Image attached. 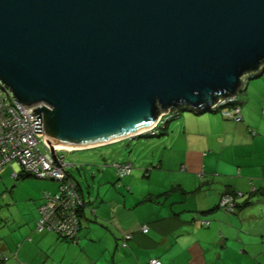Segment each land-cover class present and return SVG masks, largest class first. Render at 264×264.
Returning <instances> with one entry per match:
<instances>
[{
	"label": "water",
	"instance_id": "95a60500",
	"mask_svg": "<svg viewBox=\"0 0 264 264\" xmlns=\"http://www.w3.org/2000/svg\"><path fill=\"white\" fill-rule=\"evenodd\" d=\"M264 67V0H0V81L55 149L213 114Z\"/></svg>",
	"mask_w": 264,
	"mask_h": 264
},
{
	"label": "crops",
	"instance_id": "0c3cea01",
	"mask_svg": "<svg viewBox=\"0 0 264 264\" xmlns=\"http://www.w3.org/2000/svg\"><path fill=\"white\" fill-rule=\"evenodd\" d=\"M192 114L180 117L179 129L172 132L178 141L170 145L181 154L176 165L192 175H179L172 184H158L156 192L146 193L147 199L141 193L136 199V207L143 206L140 223L124 229L114 216L115 238L123 241L125 235L133 236L120 254L131 264H149L154 259L163 264H229L235 260L239 264H264V112L242 109L241 123L227 120L219 112L211 116ZM170 133L169 125L164 136ZM14 176L18 179L19 175ZM54 184L51 191L50 187L42 191L57 193L59 184ZM230 193L237 197L235 213L221 206L223 197ZM81 194L84 198L82 188ZM40 202L38 199L33 232L40 218L43 200ZM87 209L77 239L80 244L96 242ZM117 210L116 206L115 215ZM143 227L149 232L143 233ZM37 232L19 245V253L12 254L7 264H54L48 249L53 237ZM3 251L9 253L7 248ZM4 252L0 254L5 256Z\"/></svg>",
	"mask_w": 264,
	"mask_h": 264
},
{
	"label": "rangeland",
	"instance_id": "374dc122",
	"mask_svg": "<svg viewBox=\"0 0 264 264\" xmlns=\"http://www.w3.org/2000/svg\"><path fill=\"white\" fill-rule=\"evenodd\" d=\"M260 73L256 79L247 81L246 89L244 88L237 94L240 100L239 106L244 112L252 109L264 112L263 68ZM190 115L193 114L189 111H181V117ZM204 116H211V113H206ZM180 122L181 118L170 122V136H160L158 132L160 130H158L156 135L145 136V134L135 140L127 139L94 149L61 154L65 156V162L69 165L70 175L83 190L85 201L88 203L87 215L93 225L91 236L96 242L80 244V241L76 240V242L68 243L62 238L58 239L59 236L55 233H45L53 237L52 245L48 244V249L50 257L55 260L54 264H91L94 262L97 264H131L121 256L122 253L120 254L121 250L124 251L122 248L124 239L119 241V237L118 240L117 237L115 238L113 220L116 219L125 227L124 229L137 222L140 223L143 220L141 214L143 206L136 207V199H140L141 193L144 196L148 192H156L158 184H172L174 179L179 178V175H192L191 172L182 171L181 167L176 165L179 160L178 156L181 154L170 147L171 143L178 141L172 132L179 129ZM127 164L132 166V173L127 175L126 179L120 180L117 166L122 167ZM14 175L15 169L10 165L0 172V252L3 253V249L7 248L9 253L4 252L6 258H12V254L19 253V245L29 241V238L32 239L33 233L37 232V230L33 232L34 221L38 213L37 201L40 199L42 203L44 187H50L49 191H51V187L55 186L54 182L49 180L31 177L17 179ZM149 175H153V178L150 179ZM109 177L110 181H108ZM134 195L137 197L133 198ZM234 197L237 199L236 195ZM147 198H149L148 195L145 199ZM152 203L159 204L157 201H152ZM116 206L118 210L115 215L113 209ZM130 208L133 209L130 210ZM51 237H48V240H51ZM31 241L28 245H31ZM239 263V260L229 262V264ZM132 264H139V262Z\"/></svg>",
	"mask_w": 264,
	"mask_h": 264
},
{
	"label": "built area",
	"instance_id": "2783aa9c",
	"mask_svg": "<svg viewBox=\"0 0 264 264\" xmlns=\"http://www.w3.org/2000/svg\"><path fill=\"white\" fill-rule=\"evenodd\" d=\"M249 77L245 79L244 85ZM237 99V96L223 98L212 107V110L222 111L226 119L240 123L243 121L242 108L240 106L228 108V105L236 102ZM34 109L36 107H28L16 101L0 81V172L10 165L15 169V175L24 172L35 179L51 180L59 184L57 193H44L43 204L39 209L37 231L55 233L62 239L76 241L82 229L81 212L88 206L69 174V165L65 162V156H61L76 150L55 149V155H52L45 143L43 121L42 133H35V121L39 116L32 114ZM179 111L170 110L167 115L161 117L156 127L141 135L156 134L157 127L172 121L175 113ZM117 168L120 178L130 175L133 170L131 165L117 166ZM234 196L226 194L221 202L222 208L230 213H234L238 207ZM207 224L203 222V225ZM142 232L148 233L149 228L143 227ZM132 238V235L124 236L125 248ZM149 264H163V262L154 259Z\"/></svg>",
	"mask_w": 264,
	"mask_h": 264
},
{
	"label": "trees",
	"instance_id": "16d2710c",
	"mask_svg": "<svg viewBox=\"0 0 264 264\" xmlns=\"http://www.w3.org/2000/svg\"><path fill=\"white\" fill-rule=\"evenodd\" d=\"M263 71H264V67H263ZM261 73H262V71H261ZM260 71L259 72H257V73H255V74H253L252 76H250L248 79H247V81H249V80H252V79H256L260 74ZM246 87V85H244V87H243V89ZM242 89V90H243ZM246 89V88H245ZM239 100L237 99V101L236 102H234V103H231L230 105H228V108H234V107H236V106H239ZM219 113H221L222 111H218ZM215 113H217V112H215ZM198 114V113H197ZM181 117V111H179L178 113H175V115H174V117H173V120L174 119H177V118H180ZM224 117V116H223ZM225 118V117H224ZM226 119V118H225ZM227 120H229V119H227ZM230 121H234V120H230ZM243 121H244V118H243ZM242 121V122H243ZM170 122L171 121H169V122H167V123H165V124H161L160 126H159V129H156L155 130V132H156V134H157V131L158 130H160V131H158L159 132V135L160 136H164V135H166V133L168 132V129H169V124H170ZM234 122H236V121H234ZM238 123V122H237ZM241 123V122H240ZM155 134V135H156ZM152 135V133H150V134H146L145 136H151ZM142 136H144V135H142ZM141 136V137H142ZM140 138V137H139ZM70 174V173H69ZM71 176V175H70ZM29 177H31V178H33L31 175H29V174H26V173H24V172H22V173H20L19 174V176H18V178H23V179H25V178H29ZM71 178L73 179V177L71 176ZM74 180V179H73ZM76 183V182H75ZM76 185H77V187H78V190H79V192H80V194H81V186L79 185V184H77L76 183ZM230 194H232V195H235L234 193H230ZM81 196H82V194H81ZM83 197V196H82ZM84 199V198H83ZM84 201H85V199H84ZM86 203V202H85ZM86 205L88 206V204L86 203ZM238 208V207H237ZM84 211V210H83ZM83 211L81 212V217L83 218ZM60 238V237H59ZM65 242H68V243H73V242H76V241H71V240H66V239H63ZM7 260H8V258H6L5 256H3V255H1L0 254V264H6V262H7Z\"/></svg>",
	"mask_w": 264,
	"mask_h": 264
},
{
	"label": "bare ground",
	"instance_id": "6f19581e",
	"mask_svg": "<svg viewBox=\"0 0 264 264\" xmlns=\"http://www.w3.org/2000/svg\"><path fill=\"white\" fill-rule=\"evenodd\" d=\"M146 132H147V131H146ZM144 133H145V132H144ZM144 133H143V134H144Z\"/></svg>",
	"mask_w": 264,
	"mask_h": 264
}]
</instances>
